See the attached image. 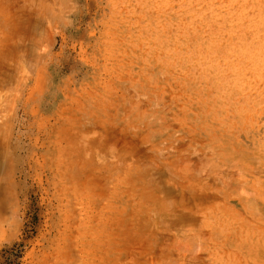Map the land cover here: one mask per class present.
<instances>
[{
  "label": "rangeland",
  "instance_id": "rangeland-1",
  "mask_svg": "<svg viewBox=\"0 0 264 264\" xmlns=\"http://www.w3.org/2000/svg\"><path fill=\"white\" fill-rule=\"evenodd\" d=\"M0 264H264V0H0Z\"/></svg>",
  "mask_w": 264,
  "mask_h": 264
},
{
  "label": "bare ground",
  "instance_id": "bare-ground-1",
  "mask_svg": "<svg viewBox=\"0 0 264 264\" xmlns=\"http://www.w3.org/2000/svg\"><path fill=\"white\" fill-rule=\"evenodd\" d=\"M145 192H146V191H145ZM139 194H140V193H139ZM140 196H141V195H140ZM143 196H144V195H143ZM146 197H147V196H146ZM146 197H144V198L146 199ZM150 197H151V196H150ZM153 197H155V196H153ZM160 197H161V196H160ZM164 198H165V197H162L161 199H164ZM161 199H160V200H161ZM167 200H168V199H167ZM163 201H164V200H163ZM164 202H165V201H164ZM164 202H163V203H164ZM170 202H171V201H170ZM148 203H149V202H148ZM141 204H142V203H141ZM166 205H167V204H165V206H166ZM172 207H173V206H172ZM170 208H171V207H170ZM168 210H169V209H168ZM168 210H167V211H168ZM165 211H166V210H165Z\"/></svg>",
  "mask_w": 264,
  "mask_h": 264
}]
</instances>
